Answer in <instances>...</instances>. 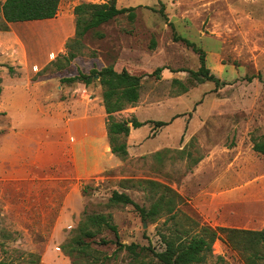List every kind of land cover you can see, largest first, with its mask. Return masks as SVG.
Returning a JSON list of instances; mask_svg holds the SVG:
<instances>
[{
    "label": "rangeland",
    "instance_id": "obj_1",
    "mask_svg": "<svg viewBox=\"0 0 264 264\" xmlns=\"http://www.w3.org/2000/svg\"><path fill=\"white\" fill-rule=\"evenodd\" d=\"M109 1L61 0L55 19L0 31V264H159L163 236L264 229V156L252 143L264 136V0H118L137 8L134 21L121 15L74 43L75 7ZM175 34L205 51L220 85L193 77L199 54ZM108 66L143 77L139 102L114 115L147 123L125 139L126 158L112 153L98 79L61 82ZM114 191L146 209L174 198L175 210L144 220L110 205ZM86 213L109 216L141 255L119 251L103 230L72 258ZM204 264L246 261L218 240Z\"/></svg>",
    "mask_w": 264,
    "mask_h": 264
},
{
    "label": "trees",
    "instance_id": "obj_2",
    "mask_svg": "<svg viewBox=\"0 0 264 264\" xmlns=\"http://www.w3.org/2000/svg\"><path fill=\"white\" fill-rule=\"evenodd\" d=\"M118 0H110L104 4H81L75 7L76 15V37L74 43L80 44L82 38L101 25L106 24L113 19L128 15L131 21L136 19V9L118 8ZM161 2V0H158ZM61 0H6L0 3V13L2 14L5 26L0 31H8L7 24L19 22L46 21L55 19L59 13ZM173 26V24H171ZM33 32L31 33V35ZM175 40L183 42L186 46L192 48L199 54L201 67L197 72H192L194 78L200 82L210 81L216 85L221 84V80L211 73L207 67V55L205 51L198 48L197 45L186 38L177 36ZM155 46V41H153ZM77 57V54L71 53L66 57L67 63H70ZM13 72L12 67L9 68ZM163 68H158L152 75L160 76ZM96 79L103 87V103L105 112L109 117L108 134L112 145V153L120 158H126L129 154L128 146L125 141L129 137L131 129H139L147 123L140 122L137 118L130 121H117L114 115L125 110L128 106L136 105L141 97L142 76L130 73L123 69L117 71L113 66L105 67L101 70L93 69L89 73L79 71L76 76L63 78L62 83L74 84L83 83L86 86L92 85ZM249 81L252 78H248ZM2 88L0 86V96ZM156 127H163L168 123L163 121L154 122ZM124 138L122 141L121 139ZM253 150L264 156V136L252 138ZM153 186L161 187L160 184L150 182ZM168 189V188H167ZM171 191V190H169ZM174 198L165 199L162 196L155 202L150 209L140 206L128 194L114 191L110 200V205L133 206L144 220L155 219L162 211L167 210L172 213L175 210ZM110 230L114 233V243L118 250H129L133 255L140 256L137 252L139 248L136 244L126 245L120 242V236L117 225L113 224L109 216L103 214H84L76 229V235L73 237L70 245L69 255L77 258L81 255H88L91 250V244L103 232ZM200 234L187 237V231L176 232L174 236H163L166 248L164 251L155 253L159 264H204L207 260V254L212 251L213 244L221 240L231 246L233 249L242 251L246 264H261L264 261V229L259 231L232 229V228H212L204 226ZM102 242L108 243L103 240Z\"/></svg>",
    "mask_w": 264,
    "mask_h": 264
},
{
    "label": "crops",
    "instance_id": "obj_3",
    "mask_svg": "<svg viewBox=\"0 0 264 264\" xmlns=\"http://www.w3.org/2000/svg\"><path fill=\"white\" fill-rule=\"evenodd\" d=\"M10 24H11V23H10ZM140 98H141V97H140ZM140 122H141V121H140ZM142 123H144V122H142ZM132 129H134V128H132ZM132 129H131V130H132ZM134 130H136V129H134ZM130 133H131V132H130ZM129 136H130V135H129Z\"/></svg>",
    "mask_w": 264,
    "mask_h": 264
}]
</instances>
